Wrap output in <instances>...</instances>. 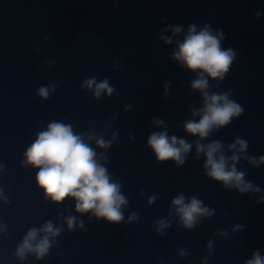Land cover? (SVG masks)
<instances>
[{"label": "water", "instance_id": "1", "mask_svg": "<svg viewBox=\"0 0 264 264\" xmlns=\"http://www.w3.org/2000/svg\"><path fill=\"white\" fill-rule=\"evenodd\" d=\"M206 24L234 52L222 80L205 76L206 91L229 92L243 112L201 140L183 129L200 119L193 112L203 98L191 88L198 73L171 57L189 25ZM176 26L182 30L173 35ZM93 77L107 79L113 94L95 97L82 86ZM40 87H49L47 99ZM52 122L81 134L120 185L123 221L77 212L75 199L55 203L38 187L39 169L24 153ZM165 128L191 144L181 165L158 161L148 146ZM101 137L108 148L97 147ZM237 137L248 142L245 152L229 150ZM212 141L222 145L217 156L239 157L236 169L259 191L241 193L207 175L196 145ZM261 156L264 0H0V264H246L257 250L264 256V163L246 158ZM180 195L212 214L185 228L172 205ZM48 222L59 232L47 253L18 257L26 234L37 230L35 244Z\"/></svg>", "mask_w": 264, "mask_h": 264}, {"label": "clouds", "instance_id": "2", "mask_svg": "<svg viewBox=\"0 0 264 264\" xmlns=\"http://www.w3.org/2000/svg\"><path fill=\"white\" fill-rule=\"evenodd\" d=\"M181 30L180 26H176L172 28V33L176 35ZM222 38L223 33H214L210 25L206 24L199 31L195 25H189L187 34L182 42L177 43L171 57L187 70L198 73L197 78L191 82V88L199 90L203 98V106L193 112V115L199 116L200 119L186 121L183 129L201 140L210 132L228 125L233 118L240 116L243 112L240 104L229 99V92L209 94L206 91L209 84L205 76L222 80L233 61L234 52L232 49H222ZM164 42L167 44L172 40L168 38ZM82 86L91 89L95 97H99L102 92L106 95H112L114 92L107 79L97 83L93 77L85 80ZM167 87L166 84L165 88ZM49 91V87H40L37 94L42 99H47ZM154 123L159 126L164 122L156 119ZM91 138L90 136L89 139ZM147 143L158 161L173 160L177 165L184 163V154L191 148V144L183 138L169 137L166 128L164 131L152 133ZM110 144L111 141H105L102 137L96 139V145L99 148H108ZM237 146L239 152H245L248 142L237 137L228 147L232 150L237 149ZM221 147L218 141H212L206 145L197 143V153H203L205 157L204 167L207 169V175L213 180L222 182L226 188L234 187L241 193L259 191L258 187L245 182L244 172L236 169L235 163L239 158L236 154L227 158L223 154L217 156ZM24 155L25 164L39 169L36 173V183L52 202L59 203L66 197H71L76 201L77 212L91 211L97 218H103L111 223L124 220L121 207L127 203V200L120 192V185L111 182L106 168L98 163L97 153L81 134L73 131L70 124L49 123L46 130L37 134L35 141ZM246 158L249 163H264V156L258 160L255 157ZM229 160L232 161L230 165ZM153 199L155 197L150 198L149 203ZM172 205L176 207L183 226L189 229L194 226L197 217L212 214L209 209L202 207V202L195 197L185 204L183 195L177 196L172 201ZM133 219L135 214L129 217V221ZM73 223L74 218L69 217L68 227L72 228ZM160 227L163 228L165 225L161 222ZM39 232L45 235L35 244L33 241L36 240L37 230L32 229L26 234L16 250L18 257L23 258L25 252L35 253L37 258L44 256L50 247L49 236H56L59 230L54 229L52 223L48 222L39 229ZM246 264H264V256H261L257 250Z\"/></svg>", "mask_w": 264, "mask_h": 264}]
</instances>
